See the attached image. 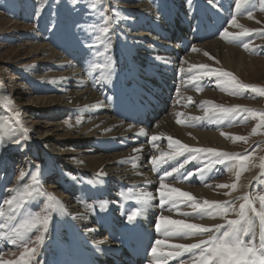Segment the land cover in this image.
Returning a JSON list of instances; mask_svg holds the SVG:
<instances>
[{
  "label": "bare ground",
  "instance_id": "6f19581e",
  "mask_svg": "<svg viewBox=\"0 0 264 264\" xmlns=\"http://www.w3.org/2000/svg\"><path fill=\"white\" fill-rule=\"evenodd\" d=\"M190 1L192 3H188L189 0H133L130 13L120 16L127 19V22L120 25L123 31L116 34L117 46L114 50L108 47L107 53L113 51V58H115V62L113 59L108 70H105V67L103 69L97 67L105 65L108 60L101 61L97 57L90 56L85 51V47L74 44L72 48L74 50L81 49L79 53H83V57L77 55L72 65L69 59L65 62L66 64H56L58 69L70 68V70H66L65 74L57 73L56 76L64 79L73 78L78 73H74L73 70L82 67V71H85L88 78H80L79 87H77L80 91L77 90L76 93L65 97L50 94L37 97L27 95L23 98L20 106L31 112L30 116L26 115L25 117L31 119L32 125L35 126L36 132L40 133V138L46 143L47 149L57 152L52 155L53 157L60 156L61 158H59L62 160L68 159L65 156H68L71 151L74 155L73 157L69 156V159L77 164L76 169L80 170L81 174L94 172L96 175L104 176L109 171L114 172V175L110 177L113 187L108 190L104 189L103 192L112 198L108 206L111 209L120 208L122 211L120 215L108 211L102 213L107 226L111 227L110 230H106L100 214L93 208L87 209L86 203L81 198L83 195L78 192V189L72 186L68 192L62 181L59 182L61 187L63 185L61 189H53L52 175L40 173L38 188L41 192L39 191V193L42 197L47 198L51 195V200L55 204L50 198H48V202H38V198L33 197L31 201L29 200V206L22 208V202L18 199L17 189H15L13 197L9 200L20 201L19 207L22 212L18 216V222L10 220L18 211V206L15 204L7 212V216H1L3 219H0V224L7 225L9 223V225L1 233L0 264H9V262L15 264L16 261H19L25 244L29 248L35 249L33 254L25 257L28 263L31 262L30 264H40L36 255L38 251H40V255L45 253V257L41 261L42 264H93L94 262L101 264V259H107L109 264H126L118 263V260L113 258L116 251L127 256V260H132L127 264H139L142 259L148 260L147 264H158L156 257H163L168 252L177 251L175 245H190L208 240L210 235L220 234L206 232L182 236L166 235L165 228L168 226L161 224L162 216L168 217L170 220L200 224L209 229L215 225H221V231L225 229V224L218 222L223 217L213 215V210L203 214L193 213L191 202L187 201V198L164 205L160 201V191H170L171 188H176L182 192L190 193L194 200L201 205L208 200L214 202L213 199L217 191L212 187V184L217 183L221 176L219 172L221 167L218 163L208 164L198 176L184 179L182 177L184 169L174 176H165V171L175 164H182L185 159L190 157L188 152L173 160L155 165L152 159L149 161L140 159L142 153L148 154L149 156H147L150 158L151 155L160 151L162 142L167 143L166 148H173L174 152L179 150L175 141L188 145L191 147L189 149L198 145L225 146V142L220 137L222 133L218 132L217 127L213 130L209 129L212 125L208 126L206 122L196 118L199 115L198 109H190L193 99L200 95L197 90L201 85L204 86L205 93H214V89L211 88L206 91L211 83L206 82V79H203L197 70L199 67L196 66L197 62L194 56L198 50L203 49L199 54L204 55L203 62L217 58L220 66L236 71L247 81L249 79L246 76L250 74L255 77L264 74V59L248 56L251 43L245 48L235 44L230 45L232 41L227 43L226 40H222L224 35L220 32L227 31L229 33L234 29L232 25H229V19L231 14L236 11V7L229 15L226 27L221 25L224 23L221 12L225 9V0L216 7L213 5V0ZM210 1L212 2L211 6ZM244 19L250 26L252 25L248 17ZM204 31L206 35H204ZM215 38L219 40H214ZM27 52V55H33L23 57L22 61L27 60L26 63H29L31 57L38 56L40 60L35 59L38 60V65H43V63L48 65L57 56L55 52L52 53L45 46L38 44H33L32 49ZM88 58H91L90 62L95 63L94 68H90L85 63ZM147 63H151L149 72L153 73V76L145 69ZM45 67L40 66L39 70L41 71ZM192 77H196V79L193 80ZM101 79H105L102 84ZM94 80L96 89L88 87V85L94 84ZM111 81L113 82L111 83ZM107 88H109L108 91ZM144 91L146 92L144 93ZM141 96H144L146 100L150 98V103L140 109L136 107L135 102ZM88 101L91 103L90 106L85 104ZM79 105H84V109L79 112L84 124L80 126L76 123L73 127L68 128L61 116L79 108ZM37 106H41V113L45 118L51 116L47 118V122L41 123L36 120L38 118L34 107ZM6 109L0 101V112ZM178 121H183V123ZM203 128L205 129L203 130ZM52 132H57L58 140L63 141L56 142V139L52 138ZM79 136L86 138L85 141L88 139L90 141L92 137H102L103 141H109L110 149L107 147L95 148L92 146L93 144L86 143L87 148L84 153L89 154L84 156L76 153L75 150L66 148L68 144L70 145L69 138ZM153 137L156 138L155 141ZM82 142H84L83 139L77 140V144ZM115 142H121V147L114 148L113 143ZM15 147L17 146H12V148ZM118 150L120 153L115 152ZM168 153L165 152V155L162 154L159 158L166 157ZM44 155L46 156L45 152ZM203 163L205 164V162ZM187 165L199 167L201 163L192 159ZM27 166L29 167L30 163H27ZM52 171L53 169L48 172ZM254 174L246 176L248 184L244 185V189H251L250 182L254 180ZM41 178L42 180H40ZM47 179L50 181L46 182ZM64 179H68V177L65 175ZM132 179H138V181L132 182ZM21 180L19 183H22ZM194 180H202L203 184L201 186L194 185ZM40 181L42 185L39 187ZM69 181H74V179ZM169 181L174 182L169 183ZM162 183L167 185V188L162 189ZM0 184L7 185L4 187V191L7 189L10 194L12 187L9 182L1 181ZM188 187L190 190L186 191ZM88 188L92 190V187L88 186ZM89 189H86L87 195L90 193H88ZM121 189L125 192L121 193ZM62 192L63 195L65 192L71 195L67 194L65 198H73L75 200L73 204H67L66 199L62 197ZM4 194L7 195V192ZM76 196L79 200L75 199ZM174 196H178V193ZM36 204L38 207H35ZM45 206H47V213L44 212L46 209L42 210ZM186 213L187 215H185ZM48 214L51 218L47 232L43 233V227L41 231L43 242L37 243L36 240L40 233L36 232H39L41 225H37L36 230L29 228L25 230L21 225L25 220L31 222L38 216L43 218ZM57 214H61L67 221L58 218ZM250 217L253 219L254 232H258V237L255 238L258 240V244L256 242L255 244L259 247L261 223L259 226H255V215L251 214ZM84 220L87 225L84 224ZM67 223L73 229V236L69 237L67 234ZM158 224H160L159 229L157 228ZM93 225L98 226L94 227ZM14 233L17 234L14 235ZM250 235L244 237L245 241L250 240ZM77 240L79 241L77 242ZM157 241L165 243L157 246ZM153 247H157L155 257L151 251ZM93 248L102 251H94ZM136 252H139L137 258L134 256ZM196 255L199 256V250L193 249L191 252H183L180 257H169L159 264H181V261L186 259H193L188 262L194 264Z\"/></svg>",
  "mask_w": 264,
  "mask_h": 264
},
{
  "label": "rangeland",
  "instance_id": "374dc122",
  "mask_svg": "<svg viewBox=\"0 0 264 264\" xmlns=\"http://www.w3.org/2000/svg\"><path fill=\"white\" fill-rule=\"evenodd\" d=\"M222 1L223 0H213L214 7L220 5ZM131 2H133V0H0V101L4 104V108L8 109L0 112V182L8 181L9 185L12 187L9 194L7 189L4 191V187L7 185L0 184V194L3 193V195H0V212L4 213L3 216H7V212H9L12 205L17 204L18 211L16 215H14L15 217L12 216L10 219L13 220V222H18V216L22 212L21 207L24 208L29 206L31 198H38V202H48V198L52 199L51 195L48 198L42 197L38 188L40 173L52 175L51 172H48L52 170L50 167L54 168L55 171V175H52L53 180L51 183L53 186L55 185L54 187L52 186L53 189L59 190L64 185L69 192L71 187L74 186L75 189H78L79 191H77L83 195L81 198L86 203L84 204L87 206V209L93 208L100 214L102 220L105 219L102 214L105 211L117 215L121 214L122 210L120 208L114 207L111 209L108 206L112 198H109L103 192L104 189L108 190L110 187H113V181L110 180V177L114 175V172L109 171L108 174L104 176L96 175L94 172H84V174H81V171L76 169L77 164H75L72 159H69V156L72 155L71 157H73L74 155L71 151H69L70 154H68V156H65L68 159L62 160L60 156L53 157L52 155L57 154V152H51L47 149L46 143L40 138V133L36 132V128L32 125L33 122L31 119L27 117V120L25 117L26 115L30 116L31 114L29 113L31 112L26 111L20 105L23 102V98L27 95L37 97L52 94L58 97H65L70 96L71 93H76L77 90L80 91L77 88L79 87L80 78H88L85 71H82V67L73 70L74 73L78 72L73 78L64 79L56 76L57 73L65 74L66 70H70L69 67L66 69H58L56 64H66L65 62L69 59L72 65L77 55L83 57V53H79L81 49L74 50V48H72L74 44L85 47V51L90 56L97 57L101 59V61L108 60L105 63V70H108L113 59L115 62V58H113V51L109 54L105 52V46L112 50L117 46L116 34L117 32L123 31L119 24L122 25L124 24L123 22H127V19H123L120 16H123L125 13H130ZM210 3L212 4L211 1ZM237 3L240 5L239 8H237ZM224 7L225 9L221 12L224 23L221 25H225L226 27L228 26L227 22L229 15L235 10V7L236 11L231 14V18L229 19V25H232L234 29L228 33L227 37L223 36L222 40H226L227 43L232 41L230 45L235 44L238 47H244L245 44L249 45L251 43L249 46L250 54H248V56H257L258 58L264 59V0H236V2H233V0H225ZM249 12L251 16H249ZM245 17L249 18L248 20L252 23L251 26L245 21ZM118 28L119 31H117ZM104 29L108 31L105 32L103 31ZM240 32H246L247 35L233 36L234 33ZM204 35H206L205 31ZM214 40L219 39L215 38ZM33 44L45 46L50 52H55L57 55L56 59H52L48 65H45V63H43V65H38L39 62L37 63V61L40 60L38 56L31 57L29 63H26L27 60L22 61L23 57H29V55H31H27V51L32 49ZM89 45L91 47H89ZM200 50H198V54L196 52L194 56L197 67L204 65L211 69L230 73L231 76L205 77L202 75L203 79H206V82L211 83L208 85L209 89L206 91L214 89V93H205L204 86L201 85L200 89L198 88L197 90L198 93H200L199 97L194 98L193 105L190 106V109H198L199 115L196 118L203 120L208 126L212 125L209 129L211 128L213 130L217 127L218 132L222 133L220 137L225 142V146L198 145L192 149H213L216 153L226 154L220 157L224 162L218 163L221 167V171H219L221 176L217 183L212 184V187L217 191L213 200L214 202H227L230 206H235V208L238 209L239 205L245 202L242 197L247 194L252 202V207H256L255 213L249 210L248 214L249 216H251V214L255 215L254 225L259 226L261 223L260 214H264V203L261 202V197H264V122H262L260 118L261 115L264 114V93L253 92L251 88L233 92L231 91V85L228 81L231 77H235L241 84L264 88V74L258 77L250 74L246 76L249 79V81H247L237 74L236 71L220 66L217 62V58L203 62L204 55H199L203 49ZM89 59L91 58L87 60L89 61ZM87 60H85L87 66L89 65L90 68H94L95 63H93V61H89V63ZM40 66L42 68L46 67L40 71ZM104 80L105 79H101V84ZM112 82L113 81H111V83ZM88 87L96 89L95 80L94 84L88 85ZM106 90L108 91L109 88ZM17 96L20 98L17 99ZM88 102L85 104L90 106L91 103ZM218 106L228 109L237 108V106H239V108L249 109L251 111L237 110L229 113H220ZM34 108L38 118L36 120H39L41 123L47 122V118L51 117L49 115L45 118L44 114L41 113V106ZM79 108H75L68 114L61 116L68 128L73 127L76 123L80 126L84 124L83 119H81L82 116L79 113L84 109V105H79ZM205 109H212L216 114L206 113ZM180 127L182 128L183 126ZM204 129L205 128H203V130ZM56 133L57 132H52V138L56 139V142L63 141L58 140L59 136H56ZM239 137H244V139L241 140ZM69 139L70 145L68 144L66 148L75 150L76 153H80L84 156L89 154L84 153L87 144H93L92 146L95 148L107 147L110 149L109 141H103L102 137H92L90 141H88L89 139L85 141L86 138L83 136ZM81 139L84 140L82 143L85 144H77V140ZM17 140H21L22 142L17 144ZM120 143L121 142L113 143L114 148L121 147ZM166 144L167 143L162 142L160 151L151 155L150 158H148V154L142 153L140 159L142 161H149V159H152L153 161L154 158H159L162 154L165 155V152H169L168 154L173 153V148H166ZM14 145L17 147L12 148ZM188 148L191 147L188 146ZM115 152L120 153L119 150ZM191 157H194L201 165L199 167H189L185 165L182 171V177L184 179L189 172H195L197 169L205 170L206 165L217 163L215 153H193ZM187 159L192 160L190 157ZM203 162H205V164ZM27 163H30L29 167ZM180 164L181 163H178L172 167H168L165 172H171L173 168H179ZM177 174L179 173H173L172 175L174 176ZM251 174H254V180L252 179L253 181L250 182L251 189H244V185L248 184L246 176ZM65 175L68 179H64ZM193 176H198V174ZM70 179H74V181H69ZM19 180H21L22 183H19ZM40 180H42V178ZM49 181L50 180L47 179L46 182ZM60 181H62V187L60 186ZM137 181L138 179H132V182ZM174 181H169V183H173ZM194 181V185L201 186L203 184L202 180ZM51 184L49 183V185ZM233 184L236 185L234 189L231 187ZM41 185L42 182L40 181L39 187ZM57 186L60 187L57 188ZM88 186H90V188L92 187V190H90ZM15 189H17L18 199L22 202L21 207H19L20 201L18 200H12L13 203L11 206L5 203L6 200L13 197ZM86 189H89L88 193H90L88 195ZM188 190H190V187L186 188V191ZM120 191L121 193L125 192L123 189ZM4 192H7V195H5ZM68 192H65L64 195L62 192V197L65 198L67 194L71 196ZM110 195L114 196L112 194ZM75 199L79 200L77 196ZM51 201L53 202V200ZM74 201L73 198L66 199L67 204H73ZM38 204L35 206L38 207ZM53 204H55V202H53ZM30 208L32 209L33 207ZM43 209H46L44 212L47 213V206L43 207L42 210ZM212 210L214 212L213 215L223 217V219L218 222H221L223 225L225 224V229L228 226L227 220L237 218L236 213L231 211V209L227 212L226 216L224 214H217L214 209ZM0 219L3 218L1 217ZM83 222L86 224L85 220ZM93 226L97 227L98 225ZM42 228L43 226L41 225L39 232H36L40 233V236L42 235ZM110 228L111 227L105 224L106 230ZM29 229L36 230V228ZM47 229L45 230V228H43V233H46ZM257 237L258 232L255 233V238ZM249 238L251 239V235ZM255 242L258 244V240H255L254 243ZM93 250L99 251L97 248H93ZM39 252L40 251H38L36 255L40 260V264H42L41 261L45 257V253L43 252L42 255H40ZM197 257L196 255L195 258ZM191 260L193 261V259H186L183 263L189 264Z\"/></svg>",
  "mask_w": 264,
  "mask_h": 264
},
{
  "label": "snow or ice",
  "instance_id": "6c2138e0",
  "mask_svg": "<svg viewBox=\"0 0 264 264\" xmlns=\"http://www.w3.org/2000/svg\"><path fill=\"white\" fill-rule=\"evenodd\" d=\"M190 2V0H189ZM236 2V0H233ZM211 6V3H210ZM239 3H237V8H239ZM251 16V13H248ZM103 31L107 32V29ZM225 37L228 36L227 31L223 33ZM247 35L246 32L234 33L233 36H245ZM89 47H91L89 45ZM245 48L248 47L247 44L244 45ZM108 51L107 46H105V52ZM99 54V53H97ZM97 67L103 69L106 65H98ZM201 75L205 77H212V76H224L230 77L231 74L227 72H221L216 69L208 68L207 66L201 65L197 69ZM193 80L196 77H192ZM231 85V91L238 92L241 89H248L251 88L253 92H261L264 93V88H257L253 85H245L241 84L235 77H231L228 81ZM219 107L220 113H229L234 112L237 110L240 111H251L249 109L239 108H223L222 106ZM206 113L216 114L212 109H205ZM261 121L264 122V114L261 115ZM183 123V121H178ZM255 131V130H254ZM155 137L153 140L155 141ZM171 139V138H169ZM239 139L243 140L244 137H239ZM21 140H17L16 143H21ZM178 146V151L168 154L166 157L162 158H154L153 164L163 163L167 160H173L175 157L182 156L185 152L189 153L190 158L191 153H215L216 155V162L223 163L224 161L220 159L221 156L226 155L225 153H216L213 149H189L187 145L180 144L179 141L174 142ZM190 159H185L182 164L179 165V168H173L171 172H165V176L172 175L173 173H179L181 169L185 167V165L189 164ZM243 163V161H242ZM200 169H197L195 172H189L185 179L192 177L193 175H197L200 173ZM163 180V177L161 178ZM234 189L236 187L235 184L231 185ZM161 188H167V185L161 184ZM178 193V196H174V194ZM183 198H187V201L191 202V208L193 213L195 214H203L205 212H209L210 210L214 209L217 214H224L227 215V212L231 209V211L236 213L237 218L227 220V228L221 231V225H215L211 229L204 227L203 225L196 224V223H186L182 220H170L168 217H161V224H166L168 227L165 228L166 235H195V234H203L206 232L212 233H220L219 235H210L208 240H202L198 243H193L190 245H175L174 247L177 249L175 252H168L163 257H156L158 264L161 261H166L169 257H180L183 252H191V250L196 249L199 250V256L195 258L194 264H264V214L261 215V235H260V243L259 247L256 246L254 243L255 241V233L252 227V219L249 216V210L255 213V208L252 207V202L249 199V196L245 194L242 199L245 201L239 205V208L236 209L235 206H230L227 202H209L205 201L203 205L199 202H196L194 198L188 192H182L176 188H171L170 191H160V201L161 204L164 205L165 203H175L176 200H183ZM261 202L264 203V197H261ZM5 203L12 205V200H6ZM18 210V209H17ZM4 213L0 212V216H3ZM187 215V213L185 214ZM50 214L45 215L43 218H34L31 222L25 220L21 227L25 230L28 228H35L37 225H42L45 230L47 229V225L50 220ZM131 219V217H130ZM4 227L3 224H0V229ZM157 228H160V224L157 225ZM17 233H14L16 235ZM251 234V239L249 241H245L244 237L249 236ZM37 243L43 242V235L38 236ZM164 241H157V246L164 244ZM152 254L155 257L157 253V247L152 248ZM35 252L34 248H29L27 244L24 245V251L20 254V260L16 261L15 264H28L25 260L26 256H30ZM12 264V262H9ZM183 264V261H181Z\"/></svg>",
  "mask_w": 264,
  "mask_h": 264
}]
</instances>
